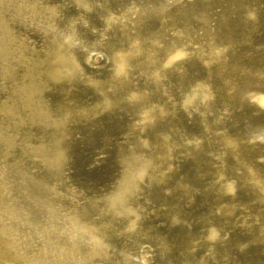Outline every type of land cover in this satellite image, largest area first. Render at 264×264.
<instances>
[{"label":"rangeland","instance_id":"obj_1","mask_svg":"<svg viewBox=\"0 0 264 264\" xmlns=\"http://www.w3.org/2000/svg\"><path fill=\"white\" fill-rule=\"evenodd\" d=\"M262 97L264 0H0V264H264Z\"/></svg>","mask_w":264,"mask_h":264},{"label":"bare ground","instance_id":"obj_2","mask_svg":"<svg viewBox=\"0 0 264 264\" xmlns=\"http://www.w3.org/2000/svg\"><path fill=\"white\" fill-rule=\"evenodd\" d=\"M124 63H125V62L122 61V66H121V68H124V65H125ZM261 100L264 102V98H263V97L261 98Z\"/></svg>","mask_w":264,"mask_h":264}]
</instances>
